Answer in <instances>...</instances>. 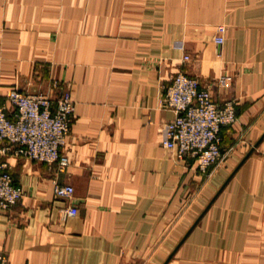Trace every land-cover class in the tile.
I'll return each mask as SVG.
<instances>
[{
    "label": "crops",
    "instance_id": "obj_1",
    "mask_svg": "<svg viewBox=\"0 0 264 264\" xmlns=\"http://www.w3.org/2000/svg\"><path fill=\"white\" fill-rule=\"evenodd\" d=\"M179 72L236 103L205 174L162 145ZM53 83L75 102L69 164L6 158L24 192L0 210L9 264H264V0H0V105Z\"/></svg>",
    "mask_w": 264,
    "mask_h": 264
},
{
    "label": "built area",
    "instance_id": "obj_2",
    "mask_svg": "<svg viewBox=\"0 0 264 264\" xmlns=\"http://www.w3.org/2000/svg\"><path fill=\"white\" fill-rule=\"evenodd\" d=\"M225 32L223 25L216 28L217 45L223 44ZM184 60H189V56L185 55ZM52 88L54 96L11 88L0 105L1 211L10 210L24 195L22 188L14 184L6 158L54 164L58 170L69 164L61 148L74 122L75 102L68 88L59 83H53ZM160 103L173 112V118L164 126L162 145L174 160L193 159L200 174L223 162L221 129L237 120L233 100L215 103L209 87L179 72L163 86ZM53 193L57 198L71 200L74 188L69 184H55ZM61 212L63 217L75 216L77 209L70 206ZM0 264H9L8 256L2 251Z\"/></svg>",
    "mask_w": 264,
    "mask_h": 264
}]
</instances>
